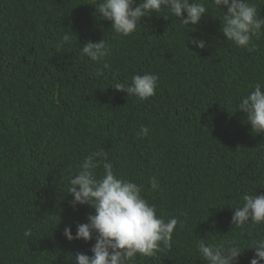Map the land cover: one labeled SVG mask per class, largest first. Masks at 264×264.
Here are the masks:
<instances>
[{"label": "trees", "instance_id": "trees-1", "mask_svg": "<svg viewBox=\"0 0 264 264\" xmlns=\"http://www.w3.org/2000/svg\"><path fill=\"white\" fill-rule=\"evenodd\" d=\"M100 2L0 0V264L91 256L94 239L69 242L63 232L71 226L75 235L93 214L70 206L68 186L100 149L117 176L144 186L159 217L182 222L170 248L136 264H206L200 238L239 245L238 264H249L264 224L232 228L231 208L245 192L264 195V134L237 106L264 87V36L251 53L226 41L212 0L199 25L162 11L120 36L98 15ZM258 11L264 16V6ZM193 38L207 47H193ZM102 40L105 57L83 54L86 42ZM137 74L159 77L154 96L141 101L111 87Z\"/></svg>", "mask_w": 264, "mask_h": 264}, {"label": "clouds", "instance_id": "clouds-1", "mask_svg": "<svg viewBox=\"0 0 264 264\" xmlns=\"http://www.w3.org/2000/svg\"><path fill=\"white\" fill-rule=\"evenodd\" d=\"M222 12L220 33L239 49L256 51L254 40L264 36V16L258 11L264 0H212ZM96 11L103 20L111 23L112 31L120 36H129L141 25L142 18L167 11L178 18L182 25H199L208 11L204 0H102ZM227 9V11H224ZM186 14V15H185ZM169 19V16H163ZM69 36L65 35L64 40ZM193 47L204 49L205 42L198 38L190 40ZM82 52L93 61L107 55L104 40L82 45ZM106 66V65H105ZM159 77L152 74L134 75L128 83L117 82L112 88L145 101L155 95ZM238 111L246 115L252 132L264 134V87L257 83L238 104ZM140 132L147 136L149 129L141 126ZM107 160V152L100 149L86 156L76 175L69 177L68 195L70 206H87L93 212L86 223L76 225L75 235L71 226H65L63 235L71 242L95 240L91 256L77 253L73 264H136L137 256L151 257L161 248H170L173 232L182 222L172 217L165 220L157 215L142 195L144 186L117 176ZM102 166L103 172L97 174ZM151 187L157 188L155 180ZM233 209L231 225L239 228L249 224H264V195L245 192L242 204ZM25 237L33 235L26 229ZM250 249L254 255L249 264H264V238ZM196 250L206 264H238L243 255L239 245L224 241L219 245L199 239Z\"/></svg>", "mask_w": 264, "mask_h": 264}]
</instances>
